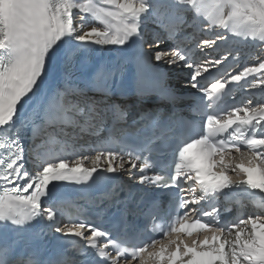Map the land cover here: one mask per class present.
Returning <instances> with one entry per match:
<instances>
[{
  "label": "snow or ice",
  "instance_id": "1",
  "mask_svg": "<svg viewBox=\"0 0 264 264\" xmlns=\"http://www.w3.org/2000/svg\"><path fill=\"white\" fill-rule=\"evenodd\" d=\"M233 38L264 51V0H0V264H264V57Z\"/></svg>",
  "mask_w": 264,
  "mask_h": 264
},
{
  "label": "bare ground",
  "instance_id": "2",
  "mask_svg": "<svg viewBox=\"0 0 264 264\" xmlns=\"http://www.w3.org/2000/svg\"><path fill=\"white\" fill-rule=\"evenodd\" d=\"M205 38H208L207 36L205 37ZM231 39H229L228 41H230ZM227 41V42H228ZM168 43H170V42H164V43H162L163 45L164 44H168ZM161 44V45H162ZM234 45V44H233ZM171 46V44L170 45H168V46H164V48L165 47H170ZM109 51L110 50H108V49H105V50H102L100 53H103V54H106V55H108L109 54ZM161 51H167V50H161ZM263 53H264V51H261V52H259V54H260V56H262L263 57ZM244 56L243 55H241V57L240 58H243ZM251 60H252V57L250 56V55H247L244 59H242V60H240V66L242 67V66H244V65H246V64H248V63H250L251 62ZM244 98H245V96H243V100H244ZM95 139H96V141H95V148H92L91 146H93L92 145V142H93V138L92 139H89L87 136L85 137V139L82 141L83 142V145L84 146H87V147H80V148H78L77 150L78 151H83L84 152V154L85 155H92V156H94L95 155V153H96V151H99L100 149H99V147H100V144H98L97 142H99L98 140H99V137H94ZM76 159V157L75 156H73V157H70V162L71 161H74ZM38 162V161H37ZM86 165H91V162L89 161V162H86ZM187 239H189V240H191V239H193V237H187Z\"/></svg>",
  "mask_w": 264,
  "mask_h": 264
},
{
  "label": "rangeland",
  "instance_id": "3",
  "mask_svg": "<svg viewBox=\"0 0 264 264\" xmlns=\"http://www.w3.org/2000/svg\"><path fill=\"white\" fill-rule=\"evenodd\" d=\"M170 47H171V46H170ZM170 47H165V48H164V45L162 44L159 50H162V49H163V50H164V49H165V50H168Z\"/></svg>",
  "mask_w": 264,
  "mask_h": 264
}]
</instances>
